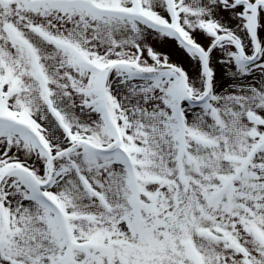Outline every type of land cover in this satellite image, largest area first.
Here are the masks:
<instances>
[{
    "label": "snow or ice",
    "instance_id": "obj_1",
    "mask_svg": "<svg viewBox=\"0 0 264 264\" xmlns=\"http://www.w3.org/2000/svg\"><path fill=\"white\" fill-rule=\"evenodd\" d=\"M0 264H264V0H0Z\"/></svg>",
    "mask_w": 264,
    "mask_h": 264
}]
</instances>
